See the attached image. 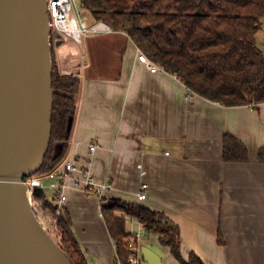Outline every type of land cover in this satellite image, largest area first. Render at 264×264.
Returning a JSON list of instances; mask_svg holds the SVG:
<instances>
[{
  "label": "crops",
  "instance_id": "obj_1",
  "mask_svg": "<svg viewBox=\"0 0 264 264\" xmlns=\"http://www.w3.org/2000/svg\"><path fill=\"white\" fill-rule=\"evenodd\" d=\"M113 32L120 37L90 35L83 51L55 43L59 72L80 78L68 159L90 160L93 179L112 184L107 198L163 212L179 227L184 259L193 253L203 264H264V162L256 158L264 145V102L228 107L190 95L175 75L148 71L126 33ZM258 39L264 51V24ZM94 44L113 47L118 64L112 72L94 61ZM225 133L247 146L248 161L222 159ZM143 182L146 199L138 200ZM62 208L87 263L114 264L115 244L99 202L70 189ZM138 235L139 249L154 251L157 264H181L155 234Z\"/></svg>",
  "mask_w": 264,
  "mask_h": 264
},
{
  "label": "trees",
  "instance_id": "obj_2",
  "mask_svg": "<svg viewBox=\"0 0 264 264\" xmlns=\"http://www.w3.org/2000/svg\"><path fill=\"white\" fill-rule=\"evenodd\" d=\"M93 23L103 22L123 31L153 62L175 75L192 94L223 106L257 105L264 102V51L258 39L264 24V0H78ZM53 62L51 137L35 176H45L63 161L75 115L80 78L62 74ZM224 161H248L247 146L234 135L222 137ZM264 162V145L256 153ZM33 198L53 211L54 197L35 188ZM100 212L114 241L116 258L126 263L128 217L135 218L157 236L181 264H203L190 253L180 252V231L161 211L118 198H105ZM62 249L71 264H88L71 229L67 211L57 218Z\"/></svg>",
  "mask_w": 264,
  "mask_h": 264
},
{
  "label": "water",
  "instance_id": "obj_3",
  "mask_svg": "<svg viewBox=\"0 0 264 264\" xmlns=\"http://www.w3.org/2000/svg\"><path fill=\"white\" fill-rule=\"evenodd\" d=\"M50 32L46 0H0V264H71L32 212L24 181L51 137ZM140 251L143 264L160 262Z\"/></svg>",
  "mask_w": 264,
  "mask_h": 264
},
{
  "label": "built area",
  "instance_id": "obj_4",
  "mask_svg": "<svg viewBox=\"0 0 264 264\" xmlns=\"http://www.w3.org/2000/svg\"><path fill=\"white\" fill-rule=\"evenodd\" d=\"M73 1L74 0H46L50 31L55 34L56 38L60 37V39H64L67 37L80 43L83 36L113 32L111 27L103 22H96L87 26L84 19H77V17L73 16L71 14V10L74 9ZM136 57L137 60L143 63L146 69L152 73L164 70L161 65L150 60L138 47L136 49ZM189 94L191 95V91ZM95 149L96 145H89L90 152L95 151ZM89 168L90 160L79 163L72 158L62 161L57 168L45 176L31 175L24 178L28 186V198L31 210L48 234L50 231H55V233L58 234L57 218L61 215L62 207L67 199V191L70 189H76L84 196L96 199L100 205L102 200L107 198V193L112 188V184L94 180ZM142 174H144V172H142ZM147 187V183L143 182L141 184L137 193L138 200L146 199ZM35 188H47L51 190V197H54L52 200L54 204L53 211L46 212L41 209V205L33 198V191ZM139 241L140 238L137 234L128 241L129 255L125 264L142 263L138 246ZM114 264H122V262L116 258Z\"/></svg>",
  "mask_w": 264,
  "mask_h": 264
},
{
  "label": "rangeland",
  "instance_id": "obj_5",
  "mask_svg": "<svg viewBox=\"0 0 264 264\" xmlns=\"http://www.w3.org/2000/svg\"><path fill=\"white\" fill-rule=\"evenodd\" d=\"M73 10H71V14L75 17H77V19H84L85 23L87 24V26H90L93 22L90 19V14L88 12H86L84 9H82L80 7L79 1L78 0H74L73 1ZM92 37H97L99 39H110L112 37H120L119 34L115 33V32H110L109 34H105V33H98V34H93L91 35ZM90 35L88 36H83L82 37V42L81 43H77L74 40L70 39V38H64L61 41H63L62 43V47L68 49H73V50H77V51H83L84 49L87 48L86 43V39L91 37ZM59 38H56L55 34L53 32L50 33V43H51V58L52 61H54V64L56 65V62L54 60V48L56 47V41H58ZM112 46H101V45H96L94 44V46L92 45V49L95 50V55H94V61L100 64H103V72L105 73H110L113 71V69H115L117 67L118 64V56L114 53L111 52L112 50ZM102 51H104V60L102 57ZM53 64V62H52ZM53 66V65H52ZM57 66V65H56ZM101 69V70H102ZM69 157L68 153L65 155V157L63 158V161L67 160ZM35 176V175H34ZM28 177V176H27ZM44 193L46 195H50L51 194V190L45 188L44 189ZM40 204V203H39ZM41 205V209L43 211L46 212H51L50 210H47L44 206ZM65 212L64 209L61 210V215H63ZM52 214V213H51ZM126 229L131 232V233H135L134 235H138V232L142 233L143 236L148 233V231L144 230V229H138L139 226V222L135 219V218H130L128 217L126 220ZM58 226V225H57ZM58 228V234L52 231L49 232L50 236L54 239V241H56V243L58 245H62V234L60 232L59 227ZM146 231V232H145ZM139 238H141L139 236Z\"/></svg>",
  "mask_w": 264,
  "mask_h": 264
}]
</instances>
